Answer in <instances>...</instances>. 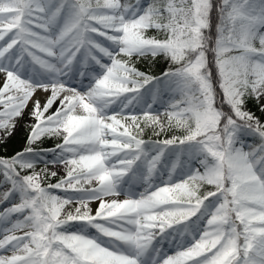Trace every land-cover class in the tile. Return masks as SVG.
<instances>
[{
  "label": "snow or ice",
  "instance_id": "6c2138e0",
  "mask_svg": "<svg viewBox=\"0 0 264 264\" xmlns=\"http://www.w3.org/2000/svg\"><path fill=\"white\" fill-rule=\"evenodd\" d=\"M149 56L175 67L148 75L133 58ZM0 74V144L30 101L35 121L0 157L2 201L19 200L0 212V264H264V0H0ZM45 136L62 137L45 163L66 168L47 186Z\"/></svg>",
  "mask_w": 264,
  "mask_h": 264
},
{
  "label": "rangeland",
  "instance_id": "374dc122",
  "mask_svg": "<svg viewBox=\"0 0 264 264\" xmlns=\"http://www.w3.org/2000/svg\"><path fill=\"white\" fill-rule=\"evenodd\" d=\"M141 2L142 3H146V2H151V0H141ZM130 3L134 4L135 0H131ZM148 35H162V34H158L155 30H150L148 32ZM133 63H134L135 67L138 70L143 71L146 74L152 75V76H157V74H156V71H157L156 70V66L158 64L164 66V68H163L164 70H166L170 66L175 67L174 65H170L169 62L163 60L162 58L153 59L150 56L149 57H140V58H135L134 57L133 58ZM159 75H161V73ZM3 82H4V75L0 74V86L3 85ZM49 95H50V93H46V92H43V91H38L34 95L33 100L39 98L40 101H41V104H43L44 101L46 100V98ZM169 95H170L169 92L163 91L162 96L158 99L157 103H155L153 105L154 110H156V114L160 116L162 121H166V119H167L166 116L164 115V111L163 110H164L165 107H167V105L164 103V101L168 100ZM149 102H151V101H149ZM58 105H59V101H57L56 104L53 105V107H52V109H50L48 115H50L53 112H55V110L58 107ZM32 107H33V104H32V101H30L29 104H28V108L25 110L24 117L23 118H17L16 129H15L13 135L8 138L6 144H0V154L2 152L1 150L9 149L12 144H14L15 147H22L24 145L23 142H24L25 138L23 137V135L25 133L29 132L31 125L35 123V121L32 120L28 116V112L31 110ZM255 115L260 117L262 122H264V115H262L260 112L259 113H255ZM165 133L166 134L162 138H159L160 135L157 136L155 134L153 136H150V137L160 140V139L170 138L174 134L175 135H179L180 133L182 135L184 134L182 130H169V131H167ZM3 135H4V133L0 132V137H2ZM28 135H29V133H28ZM60 138H61L60 143H62V137H60ZM142 138L145 139L146 141L151 140V139H148V138H145V137H142ZM250 140L251 139H249V141ZM250 142L253 143V144L258 143V141H250ZM51 149H54V148H51V147L48 148L45 155H42V156L37 158L38 162L36 163V166H35V169H34V171H36V172L41 174L42 184L43 185L44 184L48 185L49 183L54 184V183L57 182V181L56 182L55 181H48L47 182L45 180V176L46 175L51 177L50 173L52 171L57 172L56 176H58L60 179L66 175V168H65V166L62 163H59V162H57L56 164H52L50 162L49 163H45V161H51L52 159H55V156L53 155V153L51 151H49ZM44 170H46V172ZM30 171H32V170H28V172H30ZM0 179H2V177H0ZM96 186H97V184H96L95 181H93V183L91 185H85L86 188L87 187H96ZM8 187L9 186H7V185L0 186V201H2V193L4 191H6ZM136 189L140 190V191L143 190L142 186H139V188L136 187ZM208 190H211V186L205 185L201 189V193L203 194V192L208 191ZM54 192L57 195H61V196L65 195V193H63V192H61L59 190H54ZM113 198L123 199L125 197L122 195L120 197H107L106 199H113ZM18 202H19L18 197H15V196L11 197L8 201L0 202V212L4 211L5 208L10 207L13 203H18ZM99 203L100 202L98 200L90 201L89 207L92 209V214L93 215L95 214V211L99 207ZM77 206H78V204L76 202H73V203H71V204L66 206L65 211H74V209ZM16 218L17 217L14 215L12 217V220H15ZM20 218H22V217H20ZM193 219H195V217H193ZM88 231H89L90 234H95V230L94 229H89ZM17 234L19 235V234H22V233H17ZM185 239L186 240H190L191 237L190 236H186ZM171 251H174V250H171Z\"/></svg>",
  "mask_w": 264,
  "mask_h": 264
},
{
  "label": "trees",
  "instance_id": "16d2710c",
  "mask_svg": "<svg viewBox=\"0 0 264 264\" xmlns=\"http://www.w3.org/2000/svg\"><path fill=\"white\" fill-rule=\"evenodd\" d=\"M214 2H215V0H214ZM252 111L253 112H257V113L259 112L256 108H252ZM51 140H53L52 137H47V136L43 137V140H42V142H43L42 145L43 146H38L36 151L42 152L44 147H46L47 145L51 144ZM17 150L18 149H15V148L9 149V150H5V151H3L4 156H0V157H11V156L15 155L16 152H18Z\"/></svg>",
  "mask_w": 264,
  "mask_h": 264
},
{
  "label": "bare ground",
  "instance_id": "6f19581e",
  "mask_svg": "<svg viewBox=\"0 0 264 264\" xmlns=\"http://www.w3.org/2000/svg\"><path fill=\"white\" fill-rule=\"evenodd\" d=\"M85 83H87V80L85 81ZM139 186H141V185H136L135 187L139 188ZM0 238H2V236H0ZM171 250H175V245L173 243H169V242L165 241L163 243V251L171 254L173 252ZM0 255H11V252L0 250Z\"/></svg>",
  "mask_w": 264,
  "mask_h": 264
}]
</instances>
